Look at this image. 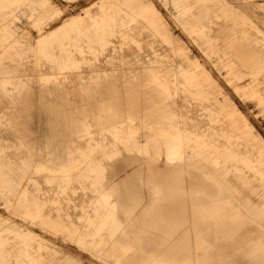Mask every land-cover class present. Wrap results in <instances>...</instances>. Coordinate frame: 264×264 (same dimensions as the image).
I'll return each instance as SVG.
<instances>
[{
  "label": "bare ground",
  "instance_id": "1",
  "mask_svg": "<svg viewBox=\"0 0 264 264\" xmlns=\"http://www.w3.org/2000/svg\"><path fill=\"white\" fill-rule=\"evenodd\" d=\"M100 1L102 6L107 1L101 15L87 8L64 16L46 23L38 39L28 43L16 35L10 19L24 9L39 21L48 0H0V51L15 57L0 61V140L10 139L0 150V204L3 198L8 208L31 215L30 208L18 209L22 195L47 197L37 207L43 223L54 224L55 231L68 225L72 240L84 243L99 261L264 264L262 147L242 133L239 115L229 110L230 119L203 117L198 107L206 103L192 101V94L175 84L171 69L180 68L184 80L191 73L184 62L193 65L189 57L180 63L175 57L141 61L131 45L132 54L126 53L112 36L144 35V25L130 23L126 0ZM177 1L180 23L186 29L193 23L190 32H203L215 48L224 49L230 72L242 75L264 67V49L243 41L255 35L252 20L242 28L220 22L236 15L226 0ZM256 3L247 0L235 8L242 17L264 22V15L250 14L264 9V0ZM88 19L102 30L84 24ZM52 35L58 40L48 41ZM140 40L145 50L159 46L157 40ZM96 50L97 62L91 55ZM161 67L168 94L149 81ZM49 72L55 78L43 83ZM262 73L257 89L264 100V68ZM162 132L167 135L159 137ZM144 138L151 148H142ZM96 166L103 168L97 176ZM59 201V206L51 203ZM77 215L86 217L80 226L67 217ZM1 225L0 264H99L86 263L79 253L44 237L22 252L23 240L4 229L20 226L5 224L0 216ZM27 252L25 260L10 261Z\"/></svg>",
  "mask_w": 264,
  "mask_h": 264
},
{
  "label": "rangeland",
  "instance_id": "2",
  "mask_svg": "<svg viewBox=\"0 0 264 264\" xmlns=\"http://www.w3.org/2000/svg\"><path fill=\"white\" fill-rule=\"evenodd\" d=\"M31 1V0H30ZM98 1V2H97ZM247 0H226L225 4H228L232 8L236 15L232 13V18L230 20H225L221 18L220 22L229 24L232 27H240L244 24L245 20H252L251 25L254 31V36L245 38L243 41L252 42L257 45L258 48L264 49V23L261 20L256 18L249 19L242 17L239 13V10L235 7L241 6ZM252 4L263 3V0H250ZM29 2V1H28ZM97 2V3H96ZM100 0H48L46 4H43V18L39 21L34 20V16L25 15L24 9L23 14L18 16H12L10 19V24L14 26L16 30V35L26 42H33L39 34V30L42 27H48L51 24L59 22L64 16H75L79 13H84L85 9L90 8L94 14L101 15L103 11V6L107 3L104 1L103 6L100 3ZM125 6L131 11V21L130 23H136L139 20L140 26L144 27L141 30H144V35H136L137 37H121L115 36L112 37L120 40V43H123L126 53H131L132 50H128L131 45L136 49L137 54L141 61H154L156 58H176V61L179 63L189 57L190 61L193 62V65H188L185 63L187 69H191L189 74L185 75L184 80L182 78V73L180 68H172L171 72L173 73L174 78L176 79L175 84L179 85L180 88L185 87L186 94H192L190 96L192 101L195 102H204L206 106L198 107L203 109V117L209 118H226L230 119L225 114L227 111L232 110L235 114L239 115V118L244 125V135L247 139L250 140L252 144L258 143L262 148L260 151H264V100L261 90L258 91L257 87H262L260 81L262 80V66L254 67L246 74L235 75L233 72H230L231 66L226 65L229 63L231 58L228 57L223 50L215 48L213 42L207 40L203 32H190L189 28L194 27L193 23H188L187 29L185 26L180 23V14L182 9L180 7V2L177 0H126L124 1ZM224 6V5H223ZM264 15V9L255 8L251 10L250 14L253 13ZM222 12V11H221ZM37 22V23H36ZM49 22V23H48ZM106 22L112 23V21L107 20ZM49 24L47 26V24ZM84 24L94 28L95 31L102 30L97 24H94L92 19L84 21ZM109 27L112 28V24H109ZM189 27V28H188ZM71 29L72 33H75V29ZM157 40L158 48L156 50H145L143 48L142 38ZM233 36L229 37V40H232ZM243 39V38H242ZM48 41H57L58 38L56 35L47 39ZM149 41H147L148 45ZM119 44V43H118ZM146 45V46H147ZM105 44L101 46L103 48ZM227 49V48H226ZM229 49V48H228ZM229 52V50H227ZM92 61H98V51L92 52ZM130 54V55H131ZM159 54V55H158ZM18 55V54H16ZM167 55H171L170 57ZM187 56V57H186ZM15 57L12 56V52L8 50L0 51V61H12ZM120 61V57L117 58ZM80 64L87 66L86 63L80 62ZM168 63H164V68L168 67ZM183 67V66H182ZM181 67V68H182ZM163 70V67L154 68L153 73L156 75L155 78L149 79L150 83L160 89L162 93L168 94L170 90L167 85L168 82L164 76L160 75V71ZM168 70V69H166ZM158 71V72H157ZM152 71L149 73L151 77ZM47 76L43 77V83L52 82L55 76L52 72L46 74ZM181 77L182 79H179ZM255 77L256 84L253 86L250 81ZM11 87H15V84L8 83L6 84ZM185 85V86H184ZM172 94H175V90H172ZM197 104V103H196ZM197 108V109H198ZM243 131V129H242ZM167 134L162 132L158 134L159 137H164ZM7 136V135H5ZM0 140V150H4L8 145L7 139L5 137ZM14 139L16 142L20 141V138L16 135L9 136ZM145 139V138H144ZM146 141V139L144 140ZM148 141V140H147ZM145 142L142 148H151L149 143ZM93 174L95 176L103 172L102 167H94ZM35 172L41 171L39 168L33 169ZM48 184V183H47ZM79 188H80V184ZM76 189L78 192L80 191ZM35 196V195H34ZM32 194L28 197L22 195V200L18 205V209H29L31 210V215L21 212L20 210H15L12 207L8 208V205L4 203L2 198V204H0V216L4 218L5 224H18L20 228L11 229L8 225H4L6 232H10L15 237H18L23 240L25 243V248H31V246H38L37 237L47 238L53 243L62 246L63 248H68L69 250L79 253L83 261L88 263L89 261L96 260L99 264H116L113 261H99L96 258L90 256L89 249L85 247L84 243H81L77 240H72L71 235L66 231L70 227L64 226V230L55 231L54 224L46 225L43 223L42 217L38 214L37 207L39 203L44 201L46 203L47 197H34ZM69 204H73L74 200H68ZM53 206H59L62 202H51ZM45 205V204H44ZM113 208L110 209V212H113ZM68 220H72L77 223V226H80V222H84L86 219L85 216H67ZM107 218L112 219L111 216ZM33 221H31V220ZM74 222L72 223L74 226ZM91 226L93 224L91 222ZM0 227L3 228V225ZM91 229L90 226H88ZM24 229V230H23ZM111 242L106 243L109 246ZM45 250H48L47 248ZM24 256H14L10 261L15 263V261L25 260L26 255ZM108 258V257H107ZM31 263H37L34 260H31Z\"/></svg>",
  "mask_w": 264,
  "mask_h": 264
}]
</instances>
